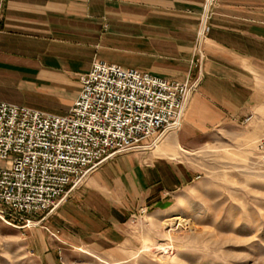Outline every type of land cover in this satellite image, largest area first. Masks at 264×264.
Here are the masks:
<instances>
[{
  "label": "crops",
  "instance_id": "1",
  "mask_svg": "<svg viewBox=\"0 0 264 264\" xmlns=\"http://www.w3.org/2000/svg\"><path fill=\"white\" fill-rule=\"evenodd\" d=\"M205 0H0V102L67 116L94 62L187 81L201 76L181 128L88 175L44 227L41 264L78 248L122 244L136 213L169 202L198 174L184 153L264 106V0H217L202 65L194 63Z\"/></svg>",
  "mask_w": 264,
  "mask_h": 264
},
{
  "label": "built area",
  "instance_id": "2",
  "mask_svg": "<svg viewBox=\"0 0 264 264\" xmlns=\"http://www.w3.org/2000/svg\"><path fill=\"white\" fill-rule=\"evenodd\" d=\"M216 3L205 0L201 15L194 60L200 66ZM80 82L67 116L0 102V161L9 162L0 168V205L11 209L0 210L1 219L8 214L39 225L103 164L178 131L201 76L181 82L98 61ZM258 153L264 164V139ZM37 216L41 219L32 223Z\"/></svg>",
  "mask_w": 264,
  "mask_h": 264
},
{
  "label": "rangeland",
  "instance_id": "3",
  "mask_svg": "<svg viewBox=\"0 0 264 264\" xmlns=\"http://www.w3.org/2000/svg\"><path fill=\"white\" fill-rule=\"evenodd\" d=\"M263 139L264 106L245 122L219 128L198 148L184 153L197 171V180L166 204L130 218L122 244L103 251L73 249L61 261L264 264V164L258 153ZM7 166L9 162L0 161V168ZM0 210L11 212L2 204ZM4 219L0 218V264H41L29 237L32 229L44 227L46 219L30 226L8 214ZM40 219L34 217L32 223Z\"/></svg>",
  "mask_w": 264,
  "mask_h": 264
},
{
  "label": "bare ground",
  "instance_id": "4",
  "mask_svg": "<svg viewBox=\"0 0 264 264\" xmlns=\"http://www.w3.org/2000/svg\"><path fill=\"white\" fill-rule=\"evenodd\" d=\"M175 220H178L179 221V219H175Z\"/></svg>",
  "mask_w": 264,
  "mask_h": 264
}]
</instances>
